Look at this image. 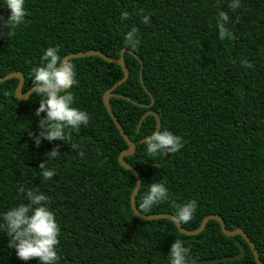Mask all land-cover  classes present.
Wrapping results in <instances>:
<instances>
[{"label":"trees","instance_id":"trees-1","mask_svg":"<svg viewBox=\"0 0 264 264\" xmlns=\"http://www.w3.org/2000/svg\"><path fill=\"white\" fill-rule=\"evenodd\" d=\"M228 0H25L27 14L12 35L3 24L9 9L0 5V76L19 71L21 90L31 87V67L40 64L42 51L59 45V55L88 49L118 57L124 48L126 79L112 89L111 110L135 143L124 160L140 175L135 195L139 205L149 183L163 181L169 200L148 213L168 212L188 199L197 200L193 219L181 224L196 228L204 215L218 214L228 229L241 228L253 242L264 264V0H241L232 11ZM150 13L151 23H140L136 10ZM227 12L232 41H219L217 10ZM128 11L126 21L120 12ZM133 25L140 44L123 43ZM241 59L252 67H245ZM75 83L69 91L74 106L89 114L88 124L69 130L70 141L41 139L34 114L39 94L17 99L18 79L0 82V211L23 202L17 186L38 189L49 197L61 231L56 264H168L173 240L185 237L194 260L233 255L239 259L195 264H256L241 235L227 236L210 219L195 235H185L168 218L142 220L130 207L133 174L117 155L127 144L107 113L102 93L122 76L118 64L97 55L69 58ZM141 71V80L139 79ZM7 93V94H5ZM152 101V103H151ZM148 108L157 112L160 129L180 135L186 143L168 158L156 157L153 167L145 157L141 138L155 126ZM77 144L80 157L71 147ZM59 145V155L46 153ZM55 168L52 180L39 176L38 164ZM28 203L27 200L24 201ZM138 209V208H137ZM143 213V212H142ZM0 232V264H38L23 261Z\"/></svg>","mask_w":264,"mask_h":264},{"label":"clouds","instance_id":"clouds-1","mask_svg":"<svg viewBox=\"0 0 264 264\" xmlns=\"http://www.w3.org/2000/svg\"><path fill=\"white\" fill-rule=\"evenodd\" d=\"M0 5L9 9L3 24L7 34L12 35L25 20L27 14L25 0H0ZM227 7L235 11L241 7V0H228ZM136 14L139 16L140 23L144 25L151 23L150 13H146L143 8L137 9ZM128 17V11L120 12L122 21H126ZM214 19L217 39L221 42L234 40L235 35L227 26L229 23L227 12L218 9ZM140 42L138 29L133 25L124 33L123 43L135 49ZM40 62L31 67L29 77L32 91L42 97L34 114L39 116L43 112L44 116L38 121L39 131L35 135L32 133L29 135L32 136L33 144L36 146L40 145L41 139L70 141L69 130H79L80 126H86L90 119L85 110L74 106V96L69 91L77 83L74 65L69 59L59 55V45L46 47L42 51ZM240 63L245 67H252L246 59H241ZM142 143L145 157L151 158L152 166L159 168V160L155 158L163 157L166 153L178 152L186 141L180 135L164 128L153 130L150 135L144 137ZM59 147L58 144L53 146L46 153V160L58 157ZM71 147L78 156H84V151L77 144L71 143ZM46 160L38 164L39 176L42 180L49 181L52 180L56 169L46 167ZM16 191L18 194L23 193V202L0 211V232L8 236V247L15 250V255L20 260L37 258L38 264H56L59 260L57 248L61 228L55 219L54 212L48 206L49 197L43 191L26 189L22 184L17 186ZM25 200L28 203H25ZM168 200L169 189L165 183L154 181L148 184L137 208L140 213H148L154 205ZM196 208V199L175 204V222L184 224L191 221ZM167 254L168 264H195V260L190 255V248L185 246L181 239L171 242Z\"/></svg>","mask_w":264,"mask_h":264},{"label":"water","instance_id":"water-1","mask_svg":"<svg viewBox=\"0 0 264 264\" xmlns=\"http://www.w3.org/2000/svg\"><path fill=\"white\" fill-rule=\"evenodd\" d=\"M126 51V49H122L120 51V55L118 57H110L108 55H106L105 53L99 51V50H95V49H88V50H84V51H75V52H69L67 54H65L64 56H62L63 58H74V57H83V56H88V55H97L101 58H103L104 60L108 61V62H112L115 64H118L122 70V76L116 80L110 87L106 88L103 93H102V102L103 105L107 111V113L109 114L110 118L112 119L114 125L116 126V128L118 129L120 135L123 137V139L125 140L126 144H127V148L124 150H121L118 155H117V161L119 162L120 165H122L123 167H125L126 169H128L134 176L135 179V183H134V187L130 193L129 196V203H130V207L132 209V212L134 210V212H136V216L142 220H150V219H158V218H168L170 220L173 221L174 225L177 227V229L184 233L185 235H195L198 234L206 225L207 221L210 219H214L218 222L220 230L223 234L227 235V236H233L236 234L241 235V237L245 240V242L248 244L249 248L252 251V254L254 256V260L256 262V264H262L261 260L259 258L258 252L253 244V242L250 240V238L247 236V234L241 229V228H234V229H228L225 226L224 220L215 213H208L206 215L203 216L200 224L194 228V229H186L184 228L179 222H175L174 220V215L168 212H157V213H151V214H145V213H140L139 210L137 209V206L135 204V195L139 189L140 186V175L137 172V170L130 165L128 162H126L124 160V156L129 155L133 152L134 147H135V143L127 136V134L125 133L124 129L122 128L121 124L119 123V121L117 120V118L115 117L113 111L110 108L109 105V97L111 95H113L112 93V89L117 86L119 83L123 82L127 75H128V71L127 68L125 67L124 64V60H123V52ZM11 77H16L18 79L17 84L15 86L14 89V96L17 99H26L29 97V95L33 92L31 87L28 88L26 91H22L21 87L23 84V76L19 71H9L8 73L0 76V82L3 80H6L8 78ZM139 79L140 82L142 83L141 80V71H139ZM152 103V101H151ZM150 104L145 105L147 107V109L141 114L139 120H138V125L141 123L142 119L146 116V115H153L154 120H155V126L153 130H158L160 127V121H159V116L157 114V112L153 109L148 108ZM150 135V134H148ZM147 136V135H146ZM145 137V136H144ZM143 138L140 139V141H143ZM170 155V153H166L164 156V159L168 158V156ZM186 238L183 237L181 238L182 241H184ZM239 246V252L233 255H223V256H217V257H212V258H205V259H198L195 260L197 262H214V261H220V260H230V259H239L242 257V255L244 254V248L242 246L241 243H238Z\"/></svg>","mask_w":264,"mask_h":264},{"label":"bare ground","instance_id":"bare-ground-1","mask_svg":"<svg viewBox=\"0 0 264 264\" xmlns=\"http://www.w3.org/2000/svg\"><path fill=\"white\" fill-rule=\"evenodd\" d=\"M124 53V52H123Z\"/></svg>","mask_w":264,"mask_h":264}]
</instances>
